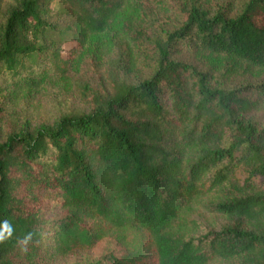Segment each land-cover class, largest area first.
<instances>
[{"label": "trees", "instance_id": "trees-1", "mask_svg": "<svg viewBox=\"0 0 264 264\" xmlns=\"http://www.w3.org/2000/svg\"><path fill=\"white\" fill-rule=\"evenodd\" d=\"M57 1L90 35L117 24L149 75L93 94L87 113L0 141V264H39L106 239L122 254L84 264H264V124L253 116H264V84L238 93L175 56L264 70V0L164 1L175 18L155 36L143 30L144 0H14L2 14L0 0V96L67 74L69 57L36 42ZM41 192L57 195L61 218H46ZM197 208L219 228L189 219Z\"/></svg>", "mask_w": 264, "mask_h": 264}, {"label": "rangeland", "instance_id": "rangeland-1", "mask_svg": "<svg viewBox=\"0 0 264 264\" xmlns=\"http://www.w3.org/2000/svg\"><path fill=\"white\" fill-rule=\"evenodd\" d=\"M13 1L1 0V14ZM164 1L173 4L175 0H144L143 7L140 4L142 26L147 34L152 33L155 36L157 27L168 29L172 24L175 15L165 9ZM201 1L206 7L215 8L227 1L233 7L240 0ZM60 8L58 1L53 3L52 15L47 18L51 26L37 37L36 42L40 46L55 47V51L62 58L69 57L70 67L67 74L63 77L46 74L38 89H26L0 96V141L8 133L20 130L25 125L34 128L41 124H53L61 116L87 113L93 94L108 91L115 82L135 84L138 79L149 75L148 62L141 59L143 56L120 36L117 24L110 25L100 35H90L83 30L76 17L60 15ZM76 36L83 38L82 46ZM145 49L148 52V47ZM175 56L178 60L209 74L213 85L233 89L238 93L248 85L264 84V70L252 71L238 66L232 58L187 50H180ZM253 116L259 125L264 124V116ZM40 195V198L48 202L46 218L51 221L61 218L55 204L57 195L50 192H41ZM190 216L192 217L189 219L197 220L212 229H218L222 222L217 215L198 208ZM45 243L48 244V241ZM110 254L118 256L122 251L114 240L106 239L92 249L77 251L39 264H84Z\"/></svg>", "mask_w": 264, "mask_h": 264}]
</instances>
